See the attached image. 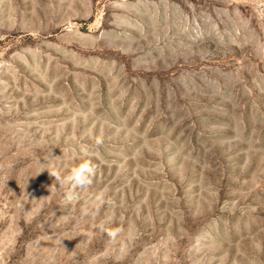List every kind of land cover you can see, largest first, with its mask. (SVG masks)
I'll use <instances>...</instances> for the list:
<instances>
[{
  "label": "rangeland",
  "instance_id": "rangeland-1",
  "mask_svg": "<svg viewBox=\"0 0 264 264\" xmlns=\"http://www.w3.org/2000/svg\"><path fill=\"white\" fill-rule=\"evenodd\" d=\"M0 264H264V0H0Z\"/></svg>",
  "mask_w": 264,
  "mask_h": 264
},
{
  "label": "clouds",
  "instance_id": "clouds-1",
  "mask_svg": "<svg viewBox=\"0 0 264 264\" xmlns=\"http://www.w3.org/2000/svg\"><path fill=\"white\" fill-rule=\"evenodd\" d=\"M47 170L51 176L55 177V180L59 181L61 184L70 185V190L66 193L65 202L70 203L76 199V189H86L93 183L96 167L92 163L91 154L87 150H83L81 154V162L75 165L70 174L61 178L58 173L50 172L49 165L41 163L39 175L43 171ZM52 189V187L50 188ZM63 240L59 243L62 244Z\"/></svg>",
  "mask_w": 264,
  "mask_h": 264
}]
</instances>
